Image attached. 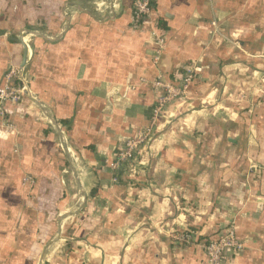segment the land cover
<instances>
[{"label":"crops","instance_id":"crops-1","mask_svg":"<svg viewBox=\"0 0 264 264\" xmlns=\"http://www.w3.org/2000/svg\"><path fill=\"white\" fill-rule=\"evenodd\" d=\"M152 13L133 27L131 0H0V86L12 65L30 82L0 131V264H205L232 224L244 247L223 264H264V0ZM186 68L151 148L109 169L149 124L152 83Z\"/></svg>","mask_w":264,"mask_h":264},{"label":"built area","instance_id":"built-area-1","mask_svg":"<svg viewBox=\"0 0 264 264\" xmlns=\"http://www.w3.org/2000/svg\"><path fill=\"white\" fill-rule=\"evenodd\" d=\"M131 2L133 6V27H140L150 22L153 16V0H131ZM152 35L159 53L164 49V36L155 28H153ZM193 73L194 71L191 68L183 70L179 78V84L177 85L165 83L160 79L152 83V87L157 91V98L152 108L149 124L125 142L123 149L118 153L116 159L109 164V169L118 170L122 166H125V164L135 160L143 150L151 148V143L157 133L158 120L161 113L174 101L179 99L184 100L188 97ZM29 89L30 82L26 79L24 68L12 65L6 71L4 81L0 86V131H14L13 125L5 119V104L21 103L29 93ZM251 168L253 170H261L264 169V165L262 167L256 166ZM172 238L178 242L187 244L190 236L189 234L173 235ZM243 247V243L235 235L234 225H229L203 245L206 256L205 264H223L230 256L239 253Z\"/></svg>","mask_w":264,"mask_h":264},{"label":"trees","instance_id":"trees-1","mask_svg":"<svg viewBox=\"0 0 264 264\" xmlns=\"http://www.w3.org/2000/svg\"><path fill=\"white\" fill-rule=\"evenodd\" d=\"M178 79H179V78H178ZM177 84H179V82H178ZM177 84H175V85H177ZM117 154H118V153H117ZM117 154H116V156H117ZM24 180L27 181V182H30V179H26V177L23 179V181H24ZM27 184H28V183H27ZM94 190H95V189H93L92 192L89 193V196H92V195H93L92 193H93ZM226 227H228V226L223 227L222 230L225 229ZM222 230H221V231H222ZM234 230H235V227H234ZM219 232H220V231H219ZM183 233H184V234H188L187 231H183ZM235 235H236V232H235ZM236 237H237V236H236ZM180 244H181V243H179V242L176 243V245H178V246H180ZM203 251H204V250H203ZM205 257H206V256H205Z\"/></svg>","mask_w":264,"mask_h":264},{"label":"water","instance_id":"water-1","mask_svg":"<svg viewBox=\"0 0 264 264\" xmlns=\"http://www.w3.org/2000/svg\"><path fill=\"white\" fill-rule=\"evenodd\" d=\"M29 33H30V32H29ZM30 34H31V33H30ZM32 34H34V35H35V34H37V33H35V32H32ZM21 68H23V65H21Z\"/></svg>","mask_w":264,"mask_h":264}]
</instances>
